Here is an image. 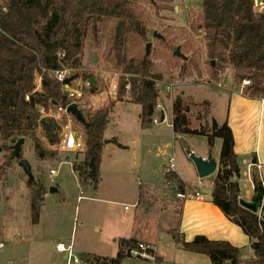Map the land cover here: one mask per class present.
I'll use <instances>...</instances> for the list:
<instances>
[{
  "label": "rangeland",
  "instance_id": "1",
  "mask_svg": "<svg viewBox=\"0 0 264 264\" xmlns=\"http://www.w3.org/2000/svg\"><path fill=\"white\" fill-rule=\"evenodd\" d=\"M2 2L0 0V4ZM133 3L148 31V41L141 48L142 55L145 56L146 46L151 43V71L162 77L157 86L159 95L153 123L148 129H142V106L130 101V86L126 88L123 101H119L121 73L108 70L102 58L104 50L87 42L82 56V68L67 69L66 75L71 78L74 74L88 71L99 80V92L86 94L79 105L80 110L94 114L97 110L113 105L104 134L99 183L97 187L94 183L82 186L72 166L83 161L84 152L64 151L60 145L50 147L42 129H39L37 136L40 141L47 149L57 150L58 156L53 160L40 161L31 140H26L23 146L22 158L32 165L35 182L43 185L47 191L39 222L33 224L29 180L18 166V161L12 160L10 153L2 150L0 240L5 243V247L0 249V264H69L64 259L65 255L56 250L59 243L73 245V258H79L84 253L113 258L119 252V240L127 237L142 240L140 243L143 244H147L143 241L152 243L162 261L156 256L155 261L133 257L125 259L122 264H206L181 257V254L187 253L171 234L180 227V211L172 203L180 191L165 181L164 172L169 161L173 160L174 172L189 184V191L199 192L203 200H209V195L204 191L211 184L213 187L217 173L200 179L188 150L199 157L212 153L216 160H220L222 141L217 140L210 151L208 140L203 136L175 135L172 128V105L174 99L182 94L190 104L192 128L201 129L205 122L198 121V109H195L194 104L209 102L207 123L211 124L214 119L222 123L228 115L231 98L226 90L240 88L236 86L231 69L220 73L219 80H214L211 75L204 33L200 29H192L193 24H198L202 10L200 0H139ZM155 34L162 39L155 37ZM178 47L187 57L186 62L174 56ZM184 66L187 68L183 71ZM223 78L224 88L220 89L216 84ZM78 85L84 89L92 87L82 78L76 79L70 87L74 89ZM168 87H172L169 93ZM54 114L49 112L44 114V118L53 117ZM156 117L157 123L154 122ZM249 125L254 130V143L257 129L259 126L263 129L264 151V119L260 122L256 105L251 111ZM68 126L70 124L67 121L63 129ZM70 128L78 139L83 137L82 127L75 123L74 118ZM114 140L128 149L120 148ZM106 141L110 143L106 144ZM244 159L246 162H243ZM253 159V156H249L240 162L241 177L238 183L241 200L245 202H252L256 196L247 170L248 161ZM52 169L58 171L55 183L50 182ZM51 188L58 189V192L51 193ZM186 201H189V206L194 204L190 200ZM263 209L264 201L260 214ZM261 216L264 217L263 214ZM222 229L223 235L231 232L237 236L244 257L255 256L248 238L238 227L232 224ZM240 239L243 241L240 242ZM188 255L199 256L191 253ZM201 257L212 264L208 257Z\"/></svg>",
  "mask_w": 264,
  "mask_h": 264
},
{
  "label": "trees",
  "instance_id": "2",
  "mask_svg": "<svg viewBox=\"0 0 264 264\" xmlns=\"http://www.w3.org/2000/svg\"><path fill=\"white\" fill-rule=\"evenodd\" d=\"M200 1L202 10L198 24H193L192 29L204 33L212 77L219 80L220 73L231 69L237 88L241 89L244 81L250 82L242 88L245 96L264 99V10L255 11V0ZM147 41V26L131 0H3L0 4V148L11 156L12 147L24 138L33 142L40 161L57 158L58 151L47 149L37 132L42 129L50 147L60 145L67 120L65 117L44 118V114L57 112L73 102L67 98L64 82L58 80L56 73L81 69L87 42L104 50L102 58L108 70L121 73L119 101H123L126 87L130 86V101L143 108L141 127L149 128L162 77L151 71L150 57L145 59L142 55L141 48ZM186 68L184 66L183 71ZM93 77L94 73L83 71L71 78L89 82ZM38 79H41L40 89H37ZM90 92H99L97 78ZM112 107L94 114L81 110L89 127L75 121L83 131L80 140L84 144V159L72 168L82 186L94 183L97 187L99 183L104 134ZM194 107L198 109V121L205 122L201 129L192 128L190 104L183 95L174 99L173 131L180 137L207 138L210 150L217 140L222 141L219 167L211 189L212 203L249 238L255 259H244L241 249L227 241L210 240L205 236L186 241L175 231L171 234L184 251L205 255L212 264H264V217L239 204L240 168L233 132L227 122L207 123L209 102L194 104ZM43 119L45 123H41ZM164 179L169 185H175L179 193L189 190L175 172H164ZM252 182L255 193L260 192L263 200L262 182L255 172ZM28 188L32 194V222L37 224L47 191L37 182H29ZM139 244L135 238L120 239L116 257L84 253L79 259L83 264H122L125 259L133 258L130 251Z\"/></svg>",
  "mask_w": 264,
  "mask_h": 264
},
{
  "label": "crops",
  "instance_id": "3",
  "mask_svg": "<svg viewBox=\"0 0 264 264\" xmlns=\"http://www.w3.org/2000/svg\"><path fill=\"white\" fill-rule=\"evenodd\" d=\"M226 91L229 92L231 96L228 115L225 120L221 121L222 123H220L216 119H214V121H216L218 124H223L227 122L233 132L234 141H235V153L237 154L238 164L240 168V177H241L240 162H242L243 158L247 159L249 156L250 157L253 156L254 157L253 161L250 162L249 160L247 164V170L250 175V179L252 181L253 172H255L259 176V178L262 179L264 178V151L262 150L263 129L261 128V126H259V128L257 129L256 139L254 143V137H253L254 130H252L251 126L249 125V121L251 118V111L253 110L255 105L257 106V111H258L260 122L264 119V99L249 98L243 94L241 89L240 90L232 89V90H226ZM142 112H143V108H142ZM156 118L158 119V117ZM127 149H124V150H127ZM207 156L208 154L206 153L202 157L205 158ZM217 162L219 164L218 159H217ZM243 162H246V160L244 159ZM101 166H102V163H101ZM186 184L189 186L188 183ZM211 189H212V184L205 191L207 190L211 191ZM178 195H180V193L176 194L175 198L172 199V203L175 204L177 211L179 210L180 211L179 214L181 215L180 227L178 228V230L175 231L177 234L183 236L186 241H192L196 236H205L208 239L215 240V241H227L231 243L232 245H234L235 247L240 248L242 251L243 247L238 243L237 236H234V234H232L231 232L226 233V235H223L222 228L228 227V225L230 227V225H232L233 223L223 214V212L217 206H215L212 203L211 195H209V200L200 199V200L191 201L192 203H194L191 206L187 204L189 201L187 202L185 199L180 198ZM240 200H241V196H240ZM138 206H140V201L138 203ZM262 206H263V200H262ZM258 214L260 216L262 214L264 215V209H263V212H261V214L260 213ZM130 238H135V237H127V238H121V239H130ZM137 240L140 242L142 241L139 239ZM242 241L243 240L240 239V242ZM143 242L150 245L154 249L156 258L162 261V258L158 256V252L155 246L152 243H149L147 241H143ZM248 244L250 246L249 238H248ZM4 247H5V243H4ZM186 253L187 254H181V257L189 259L190 261L191 260H194L196 262L203 261L204 263L209 264L205 258L201 257L202 256L201 254L191 253L193 255H199V256H189L188 253L190 252H186ZM243 258L248 259V260H253L255 259V256L252 258L243 256ZM64 259H66V256L64 257Z\"/></svg>",
  "mask_w": 264,
  "mask_h": 264
},
{
  "label": "built area",
  "instance_id": "4",
  "mask_svg": "<svg viewBox=\"0 0 264 264\" xmlns=\"http://www.w3.org/2000/svg\"><path fill=\"white\" fill-rule=\"evenodd\" d=\"M59 56L62 57V54H59ZM67 72H68L67 70L57 72L56 76H57L58 80L64 82L68 78V76L66 75ZM38 82H39V85H37V89H40L41 79H38ZM249 83H250L249 81H244L243 87L249 85ZM209 84H211V82H209ZM216 86L220 89H223L224 88V78L220 82H218L216 84ZM65 88H66L67 98H69L71 101H73L71 104H77L79 106L81 103V100L86 95L85 91H84L85 89L80 85H78L74 89L71 88L70 85L65 86ZM126 88H129V86H127ZM167 91H168V93L171 92L172 87H168ZM71 104H69V105H71ZM69 105H67L65 108H62V107L59 108L53 116L56 119H61V117H65V119L70 124V126L64 128L62 131V135H61L62 140L60 143V147L64 151L80 152V151H83L84 144L80 139H78L76 137L75 133L70 128L73 117L67 112V108ZM154 122L157 123L158 119H155ZM165 168H166L165 172H174L175 165H174L173 160H170ZM57 176H58L57 170H55V169L50 170L49 177H50L51 183H55V178ZM261 182H262V188L264 191V178L261 179ZM178 196L182 199L190 200V201L202 199V196L199 192H191V191H186L185 193H180V195H178ZM263 201H264V197H263ZM2 248H4V243L0 240V249H2ZM72 248H73V245L71 243H68V244L60 243L56 247V249L59 253H62L66 256V259L68 260L69 264L72 262L74 264H80L81 261L78 257L73 258ZM151 252H153V253H151ZM130 254L132 257L142 258V259H146V260H154L155 261V259H156L154 249L150 245L143 244V243L139 244L138 248L131 250Z\"/></svg>",
  "mask_w": 264,
  "mask_h": 264
},
{
  "label": "water",
  "instance_id": "5",
  "mask_svg": "<svg viewBox=\"0 0 264 264\" xmlns=\"http://www.w3.org/2000/svg\"><path fill=\"white\" fill-rule=\"evenodd\" d=\"M133 2L139 1V0H131ZM150 2H154V0H149ZM256 6H255V11L257 12H262L264 10V0H255ZM155 37L158 39H162L160 35L155 34ZM151 48L152 44L148 43L146 46V54H145V59H147L150 54H151ZM174 56L181 58L183 60H186L187 57L184 56L181 52V48L178 47L175 52ZM74 81V78H67L64 81V86H69L72 82ZM89 85L92 87L96 86V78L93 77L89 80ZM85 94L90 93V89L86 88ZM94 93V92H91ZM67 101V98H64V102ZM153 110V107H150V111ZM67 112L77 121L79 124H82L83 126L89 127L86 118L84 117L82 111L80 110L79 106L77 104H71L67 108ZM41 123H45V119L41 121ZM26 140L24 138L20 139L13 147L11 150V159L12 160H17L18 161V166L22 169L23 173L27 176L28 180L30 183L35 182V177L33 174V169L32 165L27 159L22 158V150L23 146L25 144ZM110 143V141H106V144ZM2 152V149L0 148V153ZM188 155L190 156V159L193 161L197 173L199 175L200 179H205L209 178L211 176H214L217 171L219 164L217 160L212 156V153H209L207 157H199L196 156L192 151L188 150ZM234 181H237V178H234ZM51 193H57L58 189L56 188H51L50 189ZM211 191L207 190L205 191V194L211 195ZM239 204L241 207L251 211L254 214H258L259 210L262 207V194L260 192L256 193V196L252 202H245L243 200L239 201Z\"/></svg>",
  "mask_w": 264,
  "mask_h": 264
}]
</instances>
